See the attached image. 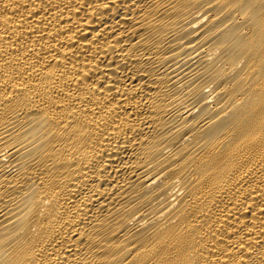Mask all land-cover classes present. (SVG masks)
<instances>
[{"label":"bare ground","instance_id":"obj_1","mask_svg":"<svg viewBox=\"0 0 264 264\" xmlns=\"http://www.w3.org/2000/svg\"><path fill=\"white\" fill-rule=\"evenodd\" d=\"M0 264H264V0H0Z\"/></svg>","mask_w":264,"mask_h":264}]
</instances>
